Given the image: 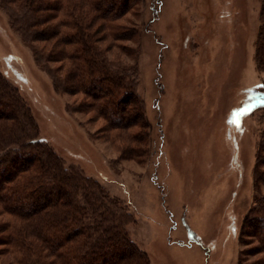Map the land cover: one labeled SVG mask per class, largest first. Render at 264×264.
I'll return each instance as SVG.
<instances>
[{"label":"rangeland","instance_id":"374dc122","mask_svg":"<svg viewBox=\"0 0 264 264\" xmlns=\"http://www.w3.org/2000/svg\"><path fill=\"white\" fill-rule=\"evenodd\" d=\"M261 2L139 0L129 23L119 21L138 30L134 42L115 43L137 50L147 143L132 159L118 158L122 142L108 138L96 111H73L82 94L53 88L0 5V72L30 107L37 137L125 203L129 236L151 264H246L263 255L246 227L264 197L253 180L264 127V67L254 61Z\"/></svg>","mask_w":264,"mask_h":264},{"label":"trees","instance_id":"16d2710c","mask_svg":"<svg viewBox=\"0 0 264 264\" xmlns=\"http://www.w3.org/2000/svg\"><path fill=\"white\" fill-rule=\"evenodd\" d=\"M138 1L0 0L11 29L53 88L82 94L73 111H96L108 138L122 142L119 159L143 155L139 146L147 143L139 133L146 124L135 92L137 50L115 44L137 37V29L119 21L129 23L125 16ZM260 13L254 61L264 67V0ZM113 49L117 57L110 56ZM37 134L30 107L0 72V254L9 264H151L129 236L132 215L125 203L79 166L66 164ZM253 175L255 185H264V127ZM255 204L246 227L249 235L259 234L255 253L263 255L246 264H264V197Z\"/></svg>","mask_w":264,"mask_h":264},{"label":"snow or ice","instance_id":"6c2138e0","mask_svg":"<svg viewBox=\"0 0 264 264\" xmlns=\"http://www.w3.org/2000/svg\"><path fill=\"white\" fill-rule=\"evenodd\" d=\"M230 122H234V121H230Z\"/></svg>","mask_w":264,"mask_h":264}]
</instances>
